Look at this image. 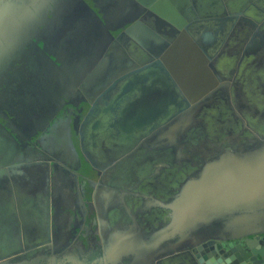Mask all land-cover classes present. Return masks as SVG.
Wrapping results in <instances>:
<instances>
[{"label":"flooded vegetation","instance_id":"obj_1","mask_svg":"<svg viewBox=\"0 0 264 264\" xmlns=\"http://www.w3.org/2000/svg\"><path fill=\"white\" fill-rule=\"evenodd\" d=\"M135 6L142 12L128 21ZM137 21L166 40L169 27L189 36L216 82L208 98L191 103L168 72L114 85L145 56L126 33ZM0 49V167L44 163L35 185L48 178L66 203L51 228L63 243L47 250L109 244L108 202L122 191L113 199L127 203L130 219H147L149 233L164 229L168 203L214 174L244 173L264 151V0H19L0 10ZM15 179L0 178V200L22 202ZM30 193L42 202L46 192ZM73 194L84 213L72 210Z\"/></svg>","mask_w":264,"mask_h":264},{"label":"water","instance_id":"obj_2","mask_svg":"<svg viewBox=\"0 0 264 264\" xmlns=\"http://www.w3.org/2000/svg\"><path fill=\"white\" fill-rule=\"evenodd\" d=\"M18 2L0 0V10ZM5 21L11 23L9 19ZM169 28L173 31L169 35L172 39L168 40L140 21L126 30L127 34L134 35L133 44L138 47L135 50L152 59L148 58L147 63L146 58L136 56L135 61H141L139 68L119 77L114 85L119 84L120 90H126L127 86L133 84L130 81L132 75L141 74L142 77L147 72L142 78L151 77L152 81L156 75L169 77L168 72L191 103L208 98L216 82L207 67V59L184 31L176 36V29ZM134 82L138 92L144 86V81L140 83L137 79ZM151 93L148 99L151 100L153 113L150 112L156 116L159 115L156 111L160 110V104L156 101L161 96L154 88ZM97 104L98 101L88 115ZM157 124L153 122L152 127ZM82 126L83 123L80 129ZM7 133L9 138H13L11 131ZM109 145L115 146L109 141L104 144ZM86 157L93 163L90 155ZM109 158L112 157L109 155ZM252 160L242 174L229 173L227 178L221 179L218 176L220 173H217L211 177L216 181L197 182L190 197L182 196L180 203L172 201L166 205L170 216L165 218L164 229L158 228L150 233L144 223L147 219L136 223L139 219H130L131 211L129 213L126 208L122 210V199L114 200L119 198L118 195L126 197L127 193H117L108 202L115 211L112 226L115 233L110 235V243H102L98 250L91 247L81 249L78 246L70 249L60 246L64 249L62 251L47 250L49 246L53 248L63 243L62 239L51 233V228L66 203L62 198L55 199V184L51 182L50 187L48 178L44 184L35 185L32 175L39 172L40 165L44 163L30 162L0 167V178L9 175L16 178L15 182L25 193L22 201L34 209L35 214L32 212L31 216L38 227L34 235L38 240L27 247L29 251H13L0 256V264H264V151ZM48 186L51 188L49 192ZM34 189L43 194L45 191V200L40 202L37 197L32 200L34 194L30 193L29 197V192ZM75 198L76 204L72 210L84 213L83 202L77 199V195ZM133 223L137 224L136 229L131 232L126 230Z\"/></svg>","mask_w":264,"mask_h":264},{"label":"crops","instance_id":"obj_3","mask_svg":"<svg viewBox=\"0 0 264 264\" xmlns=\"http://www.w3.org/2000/svg\"><path fill=\"white\" fill-rule=\"evenodd\" d=\"M122 210H129L127 203H122ZM34 210V209H33ZM33 210L21 200L2 198L0 200V227L8 231H0V253L13 251H29L28 246L35 243L38 227L31 216ZM34 213V212H33ZM35 214V213H34ZM10 225V228L7 226ZM33 235V236H32Z\"/></svg>","mask_w":264,"mask_h":264},{"label":"rangeland","instance_id":"obj_4","mask_svg":"<svg viewBox=\"0 0 264 264\" xmlns=\"http://www.w3.org/2000/svg\"><path fill=\"white\" fill-rule=\"evenodd\" d=\"M140 12H142V9H141L140 7H138V6L133 7V8L131 9V11H130V17H129L128 21H131L132 19L136 18V17L140 14ZM79 155H80V154H79ZM76 157H78L77 154H76ZM80 157H81V156H80ZM88 199H89V198H88ZM89 200H90V199H89ZM0 220H2V219H0ZM2 221H3V220H2ZM2 221H0V222H2ZM7 228H10V225H8ZM0 231L7 232L8 230L5 229L4 227H3V228L0 227Z\"/></svg>","mask_w":264,"mask_h":264},{"label":"bare ground","instance_id":"obj_5","mask_svg":"<svg viewBox=\"0 0 264 264\" xmlns=\"http://www.w3.org/2000/svg\"><path fill=\"white\" fill-rule=\"evenodd\" d=\"M33 192V191H32ZM30 193V192H29Z\"/></svg>","mask_w":264,"mask_h":264}]
</instances>
